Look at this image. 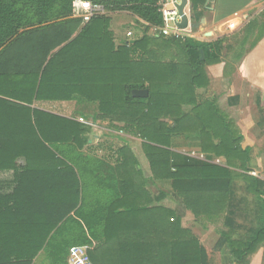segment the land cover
Returning a JSON list of instances; mask_svg holds the SVG:
<instances>
[{"label":"trees","instance_id":"obj_1","mask_svg":"<svg viewBox=\"0 0 264 264\" xmlns=\"http://www.w3.org/2000/svg\"><path fill=\"white\" fill-rule=\"evenodd\" d=\"M92 1L107 15L83 24L72 18L73 0H0V115L12 113L19 129L0 137V171L14 176L12 192L0 193V264H32L40 252L43 264H67L75 246L90 248L92 264H207L180 214L129 199L135 189L124 149L118 152L123 162L112 167L81 152L87 126L30 108L57 99L75 100L86 109L80 116L108 120L141 138L153 177L195 218L204 214L212 223L224 214L239 175L234 169L241 170L262 225L237 240L222 231L215 248L222 264H246L264 242V182L247 175L250 152L241 149L235 126L196 94L207 83L204 66L219 62L224 40L154 37L146 27L140 38L116 45L109 14L128 12L161 27L159 0ZM204 1L190 0L195 21ZM134 89L147 90V97L133 98ZM189 139L207 160L223 158L226 167L172 151ZM20 158L22 168L15 163Z\"/></svg>","mask_w":264,"mask_h":264},{"label":"crops","instance_id":"obj_2","mask_svg":"<svg viewBox=\"0 0 264 264\" xmlns=\"http://www.w3.org/2000/svg\"><path fill=\"white\" fill-rule=\"evenodd\" d=\"M167 8H171V6L168 5ZM187 9L188 12H186ZM191 9L192 6L190 0H188V5L185 6L184 12L188 17L189 23H198L199 27L185 29L182 32V36L190 37L203 43L223 39V46L225 47L221 51L219 62L204 66L203 72L207 83L205 86L198 88L196 94L199 98L212 100L226 120H229L235 126L237 133L242 137L240 142L241 149H248L250 152L248 165L250 171L260 168L263 165V161L253 160V152L256 150V147L259 148V146L264 144V139H262L264 138V130L259 127L258 123L253 125V127L251 125L244 127L242 120L234 122L231 120L229 113L220 104L224 102L226 105L231 106L233 110H242L241 105L246 101L241 97L240 88L246 85L250 92H252L251 95L258 94L259 91L261 92L259 99L255 98V101L256 103H260L259 107L263 108L264 112V0H205L203 5L195 11L196 21L192 18ZM120 13L131 16V19L127 26L124 27L123 24L119 23V17L115 16L119 13L109 14L111 18L110 30L113 33L116 45L130 43L132 40L140 38L143 35L142 31L146 27H148V35L163 37L152 33L153 27L138 20L137 17L130 13ZM129 31L133 33L131 38H128L126 35ZM256 39V46H252V40ZM251 102L249 100V103ZM30 108L75 122H79L78 119L82 118L86 124L79 123L87 126L90 129V133L87 134L89 137L88 143L81 152L97 159H104V162L112 167L123 162L121 157L118 159V152L124 149V160L128 163V169L132 174V177H130L134 185L130 189H135V192H128L129 199L135 205L146 206L153 211L165 208L180 214L182 216L181 226L196 236L200 246L206 253L207 264H210L211 245L205 242L202 236L209 234L210 231L218 234V239L212 248L214 250L213 253L217 252L220 257L219 251L215 248L220 237V232L232 231L233 239L237 240V238L246 235L249 230L256 232L261 228V207L257 204L258 202L256 203L257 199L255 196L248 192L247 181L243 178V175L234 176L226 210L216 222L212 220L211 223L204 214L198 219L190 211L184 209L178 198L173 197V194L169 192V189L163 185L164 183L161 180H156L153 177L149 161L142 148L143 140L141 138L116 130L113 126L114 124L108 120L101 121L92 119L91 117L85 118L80 116V113L85 112L86 109L82 110V107L75 100L34 101ZM8 113L12 115L10 112L0 115V121L9 120V123L0 122V137L8 135L13 137L16 135V130H19L15 123L12 124L10 122V119L15 120L16 116L14 118L8 115ZM114 139L120 143H116ZM214 141V143L217 142L216 140ZM172 151L201 162L226 167L223 158L207 160L199 146V142L192 139L186 140L184 144L173 147ZM194 153L195 155H193ZM15 163L19 168L25 166V160L22 158L16 160ZM247 175L264 182V180L258 178L253 173ZM130 177L127 179L128 181H130ZM4 186L8 187V190H5L4 193L0 192L1 194L12 192L14 188L12 171H0V187ZM5 187L4 189H7ZM162 191L165 193L164 196H162ZM140 213L144 214L142 211ZM228 217L233 220L232 227H227L226 218ZM154 221L153 226L155 231ZM197 229L201 231L200 237L198 236L199 234L197 235ZM263 249L264 242L258 246L255 252L247 257L246 264H264ZM43 263L42 252H40L32 264Z\"/></svg>","mask_w":264,"mask_h":264},{"label":"built area","instance_id":"obj_3","mask_svg":"<svg viewBox=\"0 0 264 264\" xmlns=\"http://www.w3.org/2000/svg\"><path fill=\"white\" fill-rule=\"evenodd\" d=\"M175 4H179V0H159V11L162 14L163 25L161 27H153L152 33L163 37H183L182 32L185 30L177 28L180 17L178 16ZM168 5L171 8H167ZM105 15H107V12L103 6L94 3L92 0H73L72 2V17L80 19L83 24H87L93 18ZM126 35L128 38H131L133 33L129 31ZM78 121L86 124L82 118H79ZM87 125L89 124L87 123ZM88 249H90L88 246L71 247L68 251L67 264H92L87 256Z\"/></svg>","mask_w":264,"mask_h":264},{"label":"rangeland","instance_id":"obj_4","mask_svg":"<svg viewBox=\"0 0 264 264\" xmlns=\"http://www.w3.org/2000/svg\"><path fill=\"white\" fill-rule=\"evenodd\" d=\"M186 12H188V9L186 10ZM115 16L119 17L118 18L119 23L123 24L124 27L127 26V24L129 23V21L131 19V16L126 15V14L124 15L121 13L116 14ZM113 19H115V18H113ZM254 46H256V43L254 44ZM240 89H241V94H242L241 97H243V99L246 101L241 105L242 110H237V109L233 110L231 106L226 105V103H224V102H222L220 105L222 106V108L227 113H229L231 120H233L234 122L242 120L244 127H248V125H251V127H253V125L258 123L259 127L264 130L263 108H260L259 107L260 103H256V101H255L256 100L255 98L259 99L261 92L259 91L258 94L255 93L254 95L253 94L251 95L252 92H250V90L248 89V87H246V85H243L242 88H240ZM249 100H251L252 102L249 103ZM262 139H264V138H262ZM114 141L118 144L120 143L115 139H114ZM257 148L258 147H256V150L253 152V156H254L253 160H256V161L260 160V162L262 160L263 165L260 168H256L252 171H249L247 174L253 173L258 178L264 180V144L262 146H259L258 149ZM193 155H195V153ZM235 172L237 174L241 175L242 171L236 170ZM4 187H0V188H2V189H0V192L4 193L5 190H8V187H5L7 189H4ZM200 232L201 231L199 229H197V235L199 234L198 235L199 237L201 234ZM202 238H204L205 242H208V244L211 245L210 264H222L221 263V257L218 256L217 252L213 253L214 250L212 248L214 246L215 241L218 239V234L216 232L210 231L209 234H207V235L205 234L204 236H202ZM262 251H263L262 253H264V249Z\"/></svg>","mask_w":264,"mask_h":264},{"label":"water","instance_id":"obj_5","mask_svg":"<svg viewBox=\"0 0 264 264\" xmlns=\"http://www.w3.org/2000/svg\"><path fill=\"white\" fill-rule=\"evenodd\" d=\"M188 5V0H179V4H175L178 16L180 17V22L177 24L179 30H185L187 28H198V23H189L188 17L184 12L185 6ZM201 59H203V52L200 51ZM147 90H134L132 91V96L134 98H145L147 97Z\"/></svg>","mask_w":264,"mask_h":264}]
</instances>
